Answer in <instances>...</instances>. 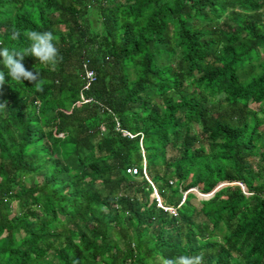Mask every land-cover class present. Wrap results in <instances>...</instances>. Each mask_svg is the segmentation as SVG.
I'll return each mask as SVG.
<instances>
[{
  "label": "trees",
  "instance_id": "trees-1",
  "mask_svg": "<svg viewBox=\"0 0 264 264\" xmlns=\"http://www.w3.org/2000/svg\"><path fill=\"white\" fill-rule=\"evenodd\" d=\"M28 30L63 60L0 87V264H264V0H0Z\"/></svg>",
  "mask_w": 264,
  "mask_h": 264
},
{
  "label": "clouds",
  "instance_id": "clouds-1",
  "mask_svg": "<svg viewBox=\"0 0 264 264\" xmlns=\"http://www.w3.org/2000/svg\"><path fill=\"white\" fill-rule=\"evenodd\" d=\"M19 35L18 31H13L11 39L16 40ZM24 36L30 42L29 47L24 51L0 47V64L7 70L6 72L0 70V87H3L10 78L18 83L27 81L33 84L37 90H41L43 80L38 78L39 73L25 67L23 63L25 57L31 56L41 65L50 68H55L58 63L62 62L63 57L59 55V51L53 42L55 37L51 32L28 30L24 32ZM4 106V104H0V108ZM154 198L159 204V198ZM160 206H162L161 203ZM162 264H204V258L202 254L196 256L179 255L175 258L163 259Z\"/></svg>",
  "mask_w": 264,
  "mask_h": 264
},
{
  "label": "rangeland",
  "instance_id": "rangeland-1",
  "mask_svg": "<svg viewBox=\"0 0 264 264\" xmlns=\"http://www.w3.org/2000/svg\"><path fill=\"white\" fill-rule=\"evenodd\" d=\"M171 151H174V150H170L169 152H168V154H167V158H171V157H173L174 156V152H171ZM254 162H255V160H254ZM145 162L143 161L142 162V165H143V172H142V174H143V176H144V178L146 179V180H148L149 181V178L147 177V174H146V170H145V164H144ZM234 184H238V183H234ZM221 186L222 185H228V184H226V183H221L220 184ZM231 185H233V184H231ZM196 194L197 193H199L198 191H197V189H192ZM155 192V191H154ZM200 194V193H199ZM199 194H197L198 195V197L199 198H204V197H207L206 195H204V196H200ZM210 195V194H209ZM152 197H158L159 198V201H160V203H161V198H160V196L158 195V193L156 192V193H153V195L151 196V198ZM165 209H167V210H170V211H172L171 213H173L174 212V210H173V208L172 207H167V208H165Z\"/></svg>",
  "mask_w": 264,
  "mask_h": 264
},
{
  "label": "built area",
  "instance_id": "built-area-1",
  "mask_svg": "<svg viewBox=\"0 0 264 264\" xmlns=\"http://www.w3.org/2000/svg\"><path fill=\"white\" fill-rule=\"evenodd\" d=\"M85 79H86V82L87 83H86V86L84 87V89H87L88 86H89V84H90V82L93 81V79H94V74L91 71H86V73H85ZM127 173L131 174L132 176H135L137 174V171H136V169H129L127 171ZM238 185L245 192L244 187L241 184H238ZM158 205L160 206V203ZM170 212H172V211H170Z\"/></svg>",
  "mask_w": 264,
  "mask_h": 264
},
{
  "label": "water",
  "instance_id": "water-1",
  "mask_svg": "<svg viewBox=\"0 0 264 264\" xmlns=\"http://www.w3.org/2000/svg\"><path fill=\"white\" fill-rule=\"evenodd\" d=\"M225 185H218L216 188H215V190L212 192V194H210V195H206L207 197H204V198H201V199H207L209 196H211V195H213V193L215 192V191H217V190H219L220 188H222V187H224ZM190 192H194L193 190H190ZM154 193H156V191L154 192ZM197 194H199V193H197ZM196 194V195H197ZM200 196H204V195H202V194H199ZM198 196V195H197ZM154 198V197H153Z\"/></svg>",
  "mask_w": 264,
  "mask_h": 264
}]
</instances>
